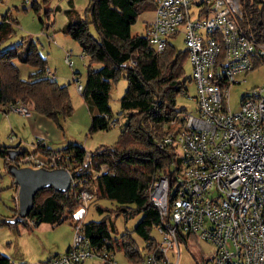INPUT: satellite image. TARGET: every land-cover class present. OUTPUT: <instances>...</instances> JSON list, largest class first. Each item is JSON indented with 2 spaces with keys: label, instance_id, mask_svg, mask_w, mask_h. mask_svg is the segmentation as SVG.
Listing matches in <instances>:
<instances>
[{
  "label": "built area",
  "instance_id": "1",
  "mask_svg": "<svg viewBox=\"0 0 264 264\" xmlns=\"http://www.w3.org/2000/svg\"><path fill=\"white\" fill-rule=\"evenodd\" d=\"M154 3L153 18L145 25L148 42L160 52L170 39L182 35L195 85V109L180 114L183 122L162 138L173 147L174 157L167 172L155 168L147 187L159 214L156 236L145 240L140 258L129 264H179V245L185 243L178 233L213 245L209 255L201 253L199 264H264V84L245 93L237 111L228 105L229 86L241 81L239 75L252 70L257 60L264 64V41L254 40L240 25L239 0ZM85 56L81 52L78 57ZM64 60L73 65L71 50ZM45 72L50 75L48 67ZM82 88L78 82V92ZM6 109L30 113L28 103L19 99L7 103ZM115 122L108 119L109 125ZM93 154L85 150L78 160L63 148L48 149L43 156L36 151L13 160L17 166L62 167L70 175L69 188L79 201L68 218L73 241L51 256L49 264H82L92 255L117 264L109 251H97L82 229L94 199L89 180L107 168L101 164L90 168L91 174L78 173L91 164Z\"/></svg>",
  "mask_w": 264,
  "mask_h": 264
},
{
  "label": "trees",
  "instance_id": "2",
  "mask_svg": "<svg viewBox=\"0 0 264 264\" xmlns=\"http://www.w3.org/2000/svg\"><path fill=\"white\" fill-rule=\"evenodd\" d=\"M28 1L31 8L38 9L37 0ZM239 4L242 28L254 40L264 41L263 1L239 0ZM154 6V0H88L85 17L73 15L68 9V21L62 27V31L74 38L88 56L81 95L95 108L88 127L90 133L109 127L112 83L121 73L127 80V88L120 97L125 119L119 136L113 144L94 149L91 164L83 165L78 173L91 174L90 168L107 165L102 173L90 178L88 188L94 198H107L115 204L113 207L96 204L95 209L104 215L100 219L83 220L82 229L97 251L121 249L130 261L141 256L132 232L147 240L151 237V228L159 222L158 211L149 199L147 187L156 167L168 171L174 149L164 144L162 138L183 122L179 115L186 112L176 106V96L185 89L187 80L183 69L188 57L186 48L176 51L168 42L162 51L156 52L146 34L131 33V25L138 14L150 11ZM16 22L8 13L1 15L0 42L12 35ZM15 61L28 63L35 69L22 78ZM95 63L99 66L94 67ZM259 64L261 62L257 60L254 67ZM45 68L46 59L30 37H23L0 50V105L24 100L30 109L52 119L62 128V122L73 109L67 85L50 77ZM172 119L175 123L171 125ZM9 148L18 149L19 155L32 153L18 146L0 144V156L4 157L6 165L11 162L7 158ZM39 149L43 153L48 150L38 144L34 152ZM63 149L73 152L78 160L85 152L82 146L72 141ZM78 205L72 188L66 192L44 188L35 194L33 206L22 222L31 219L33 225L40 222L57 225L67 220ZM113 215H122L125 221L137 215L140 218L131 230L115 236L117 229ZM2 223L10 224L8 220ZM178 239L184 241L185 246L198 241L190 233H178ZM200 259L201 255L198 264ZM49 261L50 258L37 264H49ZM0 264L12 263L0 252Z\"/></svg>",
  "mask_w": 264,
  "mask_h": 264
},
{
  "label": "rangeland",
  "instance_id": "3",
  "mask_svg": "<svg viewBox=\"0 0 264 264\" xmlns=\"http://www.w3.org/2000/svg\"><path fill=\"white\" fill-rule=\"evenodd\" d=\"M262 1L264 15V0ZM37 3L38 9L34 10L30 7V1L0 0V17L2 14L8 13L17 21L12 35L0 42V50L15 44L23 37L33 39L40 54L46 59V67L50 70V75H48L50 77L54 75L58 83L67 85L73 107L71 114L62 122V128L56 126L69 141L79 144L85 150H94L101 145L113 144L119 136L125 119V114L121 113L120 97L127 88V80L124 74L121 73L113 81L109 92V105L112 111L110 120L114 119L117 122L109 125L107 129H99L90 133L88 131L90 124L88 105L91 103L89 100L85 101L81 92L77 90L78 82L84 83L88 56L86 55L83 59H80L78 56L82 50L78 42L62 31V27L68 21L66 11L69 9L73 15L84 18V10L88 0H37ZM152 13L140 12L131 25V33L145 34L146 22L144 20L146 18L148 20ZM170 43L176 51L185 49L181 34L170 39ZM67 50L72 51L74 61L72 66H69L64 60V54ZM15 62L22 78H26L35 69L28 63ZM93 65L94 67L99 66L98 63ZM76 69L78 72L74 73ZM183 69L187 80L185 89L176 96V106L178 109H183V111L194 112L195 99L192 96L195 94V85L191 79V65L188 57L184 60ZM238 78H242V80L229 86L228 105L232 112L239 109L240 99L245 93L264 84V64L261 63L245 74H240ZM8 112L11 113L9 122L12 121L15 124L16 130L14 128L13 134H10L12 132H10L9 122L5 118L0 124V139L3 142L10 143V140L6 138H11L18 133L17 137H22L21 146L29 147L32 138L30 139L28 129H24V114L14 110H8ZM96 204L113 207L115 203L107 198H94L87 206L84 219H100L104 215V213H99L95 209ZM14 211H17V185L13 182V178L7 170L4 157L0 156V252L7 255L12 264H37L46 261L55 252H62L67 245L72 243L74 231L68 219L57 225H51L47 222L32 225L28 219L27 223H2L10 218ZM139 218L140 215H137L125 221L122 215H113L117 229L115 236L126 230H131ZM150 235L156 236L154 227L151 228ZM132 236L138 243L140 250H142L145 240L135 232H132ZM212 250L213 245L206 240L199 239L196 243L189 242L188 246L180 243L179 264H196L195 260L200 258L201 253L209 255ZM110 253L117 264L130 263L123 250L115 249ZM82 264H107V261L99 255H92L85 259Z\"/></svg>",
  "mask_w": 264,
  "mask_h": 264
},
{
  "label": "water",
  "instance_id": "4",
  "mask_svg": "<svg viewBox=\"0 0 264 264\" xmlns=\"http://www.w3.org/2000/svg\"><path fill=\"white\" fill-rule=\"evenodd\" d=\"M121 111V110H120ZM117 112L118 114L120 113ZM20 151L15 148L7 150V170L17 185V212L8 218L9 223L22 222L33 206L35 194L44 188H53L59 192L69 189L70 175L65 168H33L30 166H17L13 160Z\"/></svg>",
  "mask_w": 264,
  "mask_h": 264
},
{
  "label": "crops",
  "instance_id": "5",
  "mask_svg": "<svg viewBox=\"0 0 264 264\" xmlns=\"http://www.w3.org/2000/svg\"><path fill=\"white\" fill-rule=\"evenodd\" d=\"M26 2H28V0H24ZM146 13L151 11H145ZM153 17V13L151 15V17L147 20V18L144 20L146 22V24L149 22V20ZM78 72V70H74V73ZM53 75V73H51ZM54 80H56L54 78V75L52 77ZM58 82V81H57ZM63 84V83H60ZM88 101V100H85ZM90 101V100H89ZM91 103V101H90ZM89 109H90V119L91 116L93 115V113L95 112V108L94 106L91 104L88 105ZM10 115L11 113L8 112V110L6 109V105H0V124L2 122V120H4L5 118L8 119V122L10 121ZM25 120H24V129H28V133L30 136V146L26 147V146H21L22 143V137H17L18 133H16V135H13V137H7V140H10V143H6L3 142L0 139V144L2 145H6V146H18V148L20 149H25L27 152H34L38 146V144H41L42 148L45 149H62L64 148L67 143L69 142V139H67L65 137V134L56 126V124L48 117L39 114L35 111H33L32 109H30V113L28 115H24ZM14 123L9 122V126H10V134H13V129L15 127V124L12 125ZM9 138V139H8ZM37 153L40 156H43V152L40 151V149L37 151ZM87 220V219H84ZM69 245H67L64 250H66V248ZM62 250V252L64 251ZM57 253H61V252H55L53 253L51 256H53L54 254ZM51 256L49 258H51Z\"/></svg>",
  "mask_w": 264,
  "mask_h": 264
}]
</instances>
